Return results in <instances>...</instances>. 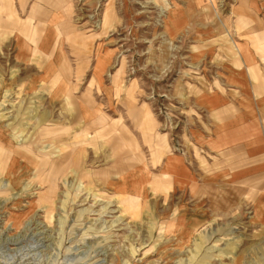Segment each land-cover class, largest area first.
Segmentation results:
<instances>
[{"label": "rangeland", "instance_id": "1", "mask_svg": "<svg viewBox=\"0 0 264 264\" xmlns=\"http://www.w3.org/2000/svg\"><path fill=\"white\" fill-rule=\"evenodd\" d=\"M24 1L0 0V264H264V0Z\"/></svg>", "mask_w": 264, "mask_h": 264}, {"label": "crops", "instance_id": "2", "mask_svg": "<svg viewBox=\"0 0 264 264\" xmlns=\"http://www.w3.org/2000/svg\"><path fill=\"white\" fill-rule=\"evenodd\" d=\"M253 2H255V0H252ZM20 2V1H19ZM25 1L23 0V2H22V6H24V3ZM35 3H37V4H40L39 2H37V0L32 4V6L35 4ZM259 3V2H258ZM261 3V2H260ZM0 4H3V2L1 3L0 2ZM260 4H258V6H259ZM260 7V11L261 10H263L262 8H261V6H259ZM43 9V8H42ZM41 10V9H40ZM40 10H39V12H40ZM264 14V13H263ZM29 16V15H28ZM15 17H13V20L12 21H14V20H16L17 22H19L18 21V19H14ZM28 18V17H27ZM26 18V19H27ZM1 19L2 20H8V19H6L5 17H3V16H1ZM26 19H23V20H21L22 21V23L20 22V26L22 27V25H23V23L26 21ZM264 20V19H263ZM243 22V21H242ZM261 22H262V24H264V22L261 20ZM23 27H24V25H23ZM260 32V31H259ZM241 35V34H240ZM250 34H248L247 35V37L249 36ZM254 38H255V36H254ZM256 39V38H255ZM233 42V41H232ZM234 43H236V42H234ZM240 43H238V45H239ZM261 46H263L264 47V45H260L259 47H257V48H262ZM241 47H242V43H241ZM238 50H240V48H238ZM247 53H244V59L246 58L247 60H251V56L250 55H248L249 54V52L248 51H246ZM250 65H252V69L254 68V64L253 63H249ZM249 67V66H248ZM250 68V67H249ZM142 111L143 110H141V113H142ZM142 118V117H141ZM147 120H146V119ZM145 118H142V120H139V126L142 128L143 126L142 125H144V127H143V130H148L149 131V129L151 130L152 128H153V123L154 122H152V120L148 117V116H145ZM232 124H234L233 122H227L226 124H225V126H230V125H232ZM137 125V123H136V126H138ZM253 127H255V124L253 125ZM148 131H145L146 133L148 132ZM150 132V131H149ZM151 133V137H150V139L149 138H147L146 140L147 141H154V135H156V133H152V132H150ZM236 135V136H235ZM231 136H233L234 138H236V139H242V140H244L245 141V139H251L252 137H253V133L252 132H249V131H247V130H240L239 132H235V133H232V135ZM252 136V137H251ZM157 138H158V136H157ZM156 138V139H157ZM254 138V137H253ZM159 143V140H158V142L156 141L155 142V144H158ZM249 144V143H248ZM171 155H172V153L171 152H169ZM137 154H139L138 152H137ZM137 157H140V159L142 158L140 155H135V156H133V157H130L131 158V160H132V158H137ZM162 157V153L158 156V159H155L154 161H156V162H158L159 161V159ZM178 162H181V160L180 159H178L176 156H170L169 157V159H168V163L170 164V167H164L163 168V171H164V169L165 170H169V169H175L173 166H171V165H173V164H177ZM164 173H167V176L169 175V171H166V172H164ZM241 174V173H240ZM247 179H248V177H247Z\"/></svg>", "mask_w": 264, "mask_h": 264}, {"label": "bare ground", "instance_id": "3", "mask_svg": "<svg viewBox=\"0 0 264 264\" xmlns=\"http://www.w3.org/2000/svg\"><path fill=\"white\" fill-rule=\"evenodd\" d=\"M11 7H10V5H7V6H3L2 8H0V16H1L2 13L4 15V12L14 13V11H13V9ZM34 8H35V6H34ZM34 8H32L31 14L35 13V12H33ZM1 21H2V19L0 18V23H2L1 25H3L4 24V21H2V22ZM64 28H66L65 25H64ZM64 31H66V30H64ZM29 36H30V39H33L34 37L37 36V30H36V28L33 29V31L31 32V34ZM10 159H11V154H10Z\"/></svg>", "mask_w": 264, "mask_h": 264}]
</instances>
